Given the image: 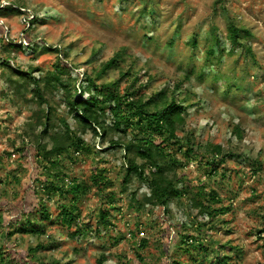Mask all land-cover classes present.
<instances>
[{"label": "rangeland", "instance_id": "rangeland-1", "mask_svg": "<svg viewBox=\"0 0 264 264\" xmlns=\"http://www.w3.org/2000/svg\"><path fill=\"white\" fill-rule=\"evenodd\" d=\"M12 3L24 4L26 14L0 19V55H7L4 39L23 47L12 55L13 67L38 68L41 71L36 75L42 76L54 69L59 57L46 48H57L76 68L73 77L78 86L85 72L125 51L126 64L151 79L141 82H148L147 96L183 82L178 94L181 100L187 98L188 111L180 137L192 134L197 146L221 145L225 153L241 156L229 160L218 175L209 176L204 162L198 161H190L178 173L183 180L204 184L206 192L218 193L221 203L214 207L225 211L211 221L185 199L171 203L167 214L162 207L137 208L130 195L136 193L142 200L149 195L148 189L133 179L125 190L121 185L124 153L108 149L109 144L88 134L85 140L93 153L78 156L74 163L65 162L63 173L67 182L75 179L89 184L93 175L103 174L111 186L101 192L93 187L75 203L76 226L67 228L60 214L62 205L72 203L71 196L42 193L40 182L54 180V174L34 169L33 148L27 156L22 152L23 134L36 105L29 101L28 92L27 102L13 101L6 81L9 74L0 65L1 221L9 226L12 215H36L39 200L52 215L43 236L0 239L13 264H98L101 256L105 264H264V0H4V4ZM35 12L41 22L30 31L26 21ZM230 24L250 32L248 45L254 57L242 48L229 53ZM213 28L223 37L224 52L221 61L214 56L208 62ZM40 39L43 43L37 46L34 42ZM194 40L197 47L192 46ZM95 53L97 58L91 61ZM187 75L189 81L184 79ZM215 76L223 79L216 81ZM119 77L112 70L100 82ZM128 81L120 80L121 89ZM55 114L66 118L58 106ZM67 121L72 123L68 117ZM102 210H109L107 228L98 223ZM77 229L83 234L74 236ZM185 235L192 236L193 243L185 245ZM142 241H146L143 249L139 248ZM52 243L54 249L38 250L35 256L29 253L30 248Z\"/></svg>", "mask_w": 264, "mask_h": 264}, {"label": "trees", "instance_id": "trees-1", "mask_svg": "<svg viewBox=\"0 0 264 264\" xmlns=\"http://www.w3.org/2000/svg\"><path fill=\"white\" fill-rule=\"evenodd\" d=\"M24 8V4H4V0H0V19H5L7 14L26 16L22 11ZM32 17V20L26 21L30 31L35 30L41 22L36 12ZM250 36L248 30L230 24L227 36L229 53L233 54L237 49L242 48L245 54L254 57L252 48L248 45ZM3 43L7 55H0V65L9 74L6 81L8 91H12L15 97L13 101L21 99L26 101L24 96L28 92L31 96L29 101L36 105L23 134L26 143L24 142L22 152L27 156L33 148L36 164L34 169L47 170L54 174V180L46 179L40 182L42 193L47 197L55 193L62 198L71 196L72 203L61 206L60 215L63 225L67 228L76 226L78 208L75 203L85 197L93 187L101 192L103 187L111 186V182L103 174L93 175L89 184L75 179L67 182L68 177L63 173L65 162L74 163L78 156L93 153L85 140L88 134L95 139L100 138L105 141L104 143L110 145L108 149H121L124 153L126 170L121 185L125 190L133 179L139 180L148 189L149 195L143 196L142 200L136 198V193L130 195L137 208L162 207L167 214L171 203L185 199L190 208L197 210L199 215L211 221L217 215L224 213V208L214 207V204L221 203L215 190L206 192L204 184L183 180L178 173L190 161H198L200 164L204 162L203 166L209 176L218 175L219 169L229 160L239 159L241 156L225 153L221 145L197 146L192 134L179 136V133L185 131L188 111V107L184 105L187 98L181 100L178 94L183 82H179L172 90L169 89L170 86H166L147 96L144 89H147L148 82L141 83L147 77L146 74L140 70L134 71L133 64H126V52L123 51L117 52L113 58L92 69L90 73L85 72L79 85L76 86L78 79L73 77L76 68L63 59L67 55L61 50L46 48V51L58 54L59 57L52 71L38 76L36 73L41 71L38 68L21 70L12 66V55L23 50L21 44L11 42L9 38L4 39ZM34 43L40 46L43 42L40 39ZM192 46L197 47L195 40ZM223 52V37L217 33L216 28H213L211 44L206 52L207 61L209 62V57L214 56L221 61ZM96 58L97 53L93 54L91 61ZM112 70L118 71L119 79L100 82ZM124 78H128L130 82L128 81L127 86L121 89L120 80ZM214 78L216 81L223 79L221 76ZM184 79L189 81V76ZM227 91L229 92V89ZM57 106L64 109L66 118L56 117ZM67 117L72 123L67 121ZM238 132L235 131V134ZM238 137L240 138L239 133ZM184 145L187 147L185 148ZM259 168L261 169L260 163L257 165V171ZM195 188L198 190L194 191ZM109 199L113 200L114 196L109 195ZM42 201L39 200V207L34 210V214L36 213L39 219L32 212L21 214V217L12 215L9 220L11 227H9L5 226L0 218V239L45 235L47 223H51L52 215ZM98 223L102 228L110 225L109 210L100 212ZM262 232L264 233V229ZM81 234L82 231L77 229L74 236ZM183 243L185 245L193 243L192 236H183ZM54 245V243L46 247L39 245L30 248L29 253L35 256L38 250L54 249ZM1 247L2 244H0V264L6 262L13 264V258L10 259L7 251L5 252ZM145 247L146 241H142L139 248ZM200 247L204 248L203 243ZM218 257L220 258V255ZM227 259L224 256L222 261L225 262ZM105 262L104 256L98 260V264ZM49 264L61 263L54 261ZM172 264L180 263L174 261Z\"/></svg>", "mask_w": 264, "mask_h": 264}]
</instances>
